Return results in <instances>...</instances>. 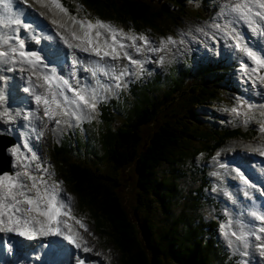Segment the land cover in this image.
Instances as JSON below:
<instances>
[{"label": "rangeland", "instance_id": "obj_1", "mask_svg": "<svg viewBox=\"0 0 264 264\" xmlns=\"http://www.w3.org/2000/svg\"><path fill=\"white\" fill-rule=\"evenodd\" d=\"M43 1L50 3L56 16L63 19L67 26L79 31H81L80 25H73L72 23L73 16H75L77 20H84L87 18L93 22H95L96 18H99L102 21L110 22L116 27L124 29L126 33L130 28L134 29L136 33H143L147 35L153 42L151 45L152 47H159L161 39L163 38L166 40L169 36L179 41L181 39V34H184L183 38L186 43H177L174 46L169 45L168 50L165 51H145L137 54L134 49L128 48L127 51L133 59L145 61L143 64V71H139L136 75H129L125 77L127 86L118 88V93H115L109 101L99 100L97 103V110L98 107L102 108L103 102L108 103L110 107L114 108L112 101L118 97L124 98V101H120L118 106L122 105L125 107L126 97L129 96L130 92V86L134 82L138 81H142L144 83L149 82L154 75H161L165 81L164 83L162 81L159 84V90L164 86L165 88H168V77H172L174 70L179 72H184L186 70L195 72L197 64L205 65V63L212 62V65H219V67L223 69L225 68L227 69L226 71H229L230 75L228 76L230 78L225 81V85L227 82V87H224L225 92H218L220 94H216L215 98H210L208 102L193 105L194 107L192 108V112H190V105L185 109L182 108L184 102H186L187 105L190 102H188V94L184 92L179 96V93H175L172 95V101H168L171 103H169L168 106L166 104L164 105L162 111L157 116L156 121L143 126L140 129L142 139L139 149L140 152L142 151L144 144L148 142L153 131L157 130L158 127L168 119H182V121L186 123L193 124L200 134L201 132L217 133V137L219 133H222L221 128L223 127L239 128L241 130L239 136L227 140L211 155H207L204 152L205 150L200 149H204V146L210 143L200 141L196 139V137H194L192 141L187 142L185 145H190V150L194 148L193 150H198L199 153L193 159L195 164L194 167H190L189 164L186 163L182 166L178 165L184 175L179 174V177L177 178L179 194L174 200H171L169 219H167L166 214L162 212V209H159V205L156 201L149 203V211L147 214L151 221L158 226L157 234H160L162 229H166L169 223L171 224V221H174L175 218L179 217L182 213L189 209H193L194 207L198 208L199 205V216L204 218L206 222L213 220L217 223V225H215V230H217L216 233L219 239V244H221L226 251L225 255H229L230 253L231 255L237 257V264H264V249L260 247L261 244H264V233L257 231L258 229L264 227V223H262L259 219H256L252 226L249 227L247 221L243 222L247 219L242 217L243 221L240 222V225L236 224V215L234 214L233 209H235L234 204L237 203L238 192L233 188H227L222 189L223 191L221 193L220 186L217 181H215L216 175L220 174L223 169H226V171L237 175L240 179L238 184L242 186L243 190L247 192L251 190L252 193L259 197V200L262 201L264 206V188L259 179L262 177V180H264V164L257 160H249L247 163L243 162V153L250 147L253 146L264 150V132L259 130L260 123L264 120V116L261 115L264 113V79H261V77L264 76V69H260L259 75H252L251 77L249 73L241 71V62L247 60L246 56L240 51L233 50L234 42L229 40L228 37H221L220 39L222 42L214 43L213 40L210 39L214 29L208 27L213 24V22L221 24L225 22L224 18L220 15L221 9L224 8L225 5H230L231 0H136L152 4L155 8L153 12L158 9L166 12V15H160L155 22V26L150 28H144L141 24H132L130 20L122 21L111 13H109L111 15H103L102 13L92 12L89 7L83 5L79 2V0H57V2L62 5V8L67 10L66 12L56 8L55 5L52 4V0H42V3ZM31 13L32 12L28 14L31 15ZM16 15L17 13L14 12L13 15L10 14V17H14ZM46 19L50 21V16H46ZM4 21V14H0V36L11 34L12 31L11 27L3 26ZM197 28H204L205 32L209 33V35L205 36L202 33L197 32ZM237 30L243 34L246 38V43L251 45L253 50L264 49V35H258L257 33L251 32L243 24H238ZM25 33V36L28 37V40L31 42L28 47L30 49L27 50L40 51L41 49L39 48V44H37L35 40L31 39V35L33 37L34 34H30V36H28L29 32ZM25 33H23V29L20 32L21 36H24L22 34ZM32 33H35V31ZM192 37H195V39ZM31 40H33L35 45ZM50 40L53 41L54 38L48 39V41L46 40V44L42 43L40 40L42 44L41 48L44 52L43 56H47L55 66H60L64 63V61H56L57 57L54 56L58 55V50L61 49L57 47L58 45H54L55 43L53 44L54 41L51 43ZM124 42L131 43L130 41ZM139 43L140 41H137V44ZM0 50L3 49L0 48ZM69 53L70 55H68L67 62H71L73 58L71 51ZM161 57L163 58L162 61ZM193 58L197 62L191 65V60H193ZM122 60L123 65L128 64L130 72L137 71L135 65H132L128 60H126V62L125 59ZM69 64L70 63H68V66L66 67L67 70H69ZM248 65L249 68L255 67L251 61H248ZM9 66L10 65H0V76L1 74L2 76L3 74L7 76L8 73H6L7 71H5V69ZM58 71H60V69H58ZM15 73H17L16 76H18L19 79L16 81L17 85H14L13 88L10 87L8 76H4L6 79L0 80V95H4L6 97V102L0 103V107H7L13 116H15L17 112L21 113V116L17 117L15 122L4 123L0 120V135H2L0 140L4 142L1 143V146L3 149L5 148V150H3L4 155L11 158V164L9 165L12 170L11 174L20 170L17 165L21 163V160H18L17 154L13 153V149L17 146H22L25 141H28V134L21 133V136L18 139V135L13 138L7 133V131L9 129V131H11V127L13 125L22 128V126L26 123L25 121H27L22 118L23 115L34 109L35 105L34 103L31 106L28 104V99L31 102L33 101L32 95H25L26 92L23 90L27 86L26 79L21 80L22 75L18 72ZM25 75L28 74L25 73ZM82 76L87 77L85 73H83ZM19 80L21 84H19ZM84 80H81L82 85H85ZM71 82L75 84L74 80ZM105 82H108L107 78L105 79ZM198 83H200V81H198L195 77L189 78L184 81L183 88L186 91L191 87V85L193 86ZM223 85L224 82L221 83L220 88ZM209 86L212 88L214 85ZM100 93L104 95V91H101ZM21 94H23V98L21 97ZM241 102H244L245 105L252 106L249 114L253 117V119L247 123L244 122V116L237 117L231 111L233 107L239 106ZM241 111L247 112L248 109L247 107H244ZM97 112L95 111L96 115L92 117L93 119L100 116L99 110ZM173 114L176 116H171ZM92 118L81 119L79 123L73 120L72 127L60 125L57 129L52 128L54 121L47 123L46 128L40 122L38 130H43L44 136L41 137L39 150H34L37 152L40 160L33 162V167L37 162L45 165H51L52 167L49 171L54 173L53 179L63 181L61 187L64 192L61 193V196H71L72 199L68 202L73 206L74 217L81 220L88 228V231L85 232L82 228H80V225L77 224L75 220L68 221V224L72 226L73 231L83 236V240L87 241L86 246L92 249V251L88 253L84 252V255L86 254L87 256L85 260L87 261L89 258V260L92 261L93 259L97 262L99 261V264H121L122 260L120 253L115 248L111 240H109V236L106 235V232L109 230L107 229V224L93 216L87 205H85L73 191L74 182L68 181V178H66L67 175H69L66 170H70L71 166L85 165V167L91 168L93 172H96V168L98 170L100 169L104 176H111L113 180L119 183L117 192L129 214L132 216L138 214L141 218L143 217V211H141V209L136 210L139 202V195L141 193H139L140 189L137 183L138 175L135 169V164L132 162L129 166H126L123 169L112 171L108 163L106 164L104 161L96 162V160L91 157V150L83 147L82 143L87 144L89 142L88 137H90L92 132ZM45 122H47L46 118ZM117 122L119 124L123 123V121L118 120V118ZM32 126L35 127V124ZM82 127L86 128L87 133L83 132ZM69 132L71 136H68ZM66 135L69 138H66ZM10 138L14 143L18 140L14 146H10ZM74 138L81 141L79 142L83 149L77 148ZM64 142L69 147L68 150H70V154L64 153L67 157V163L62 165L59 159L55 160L52 157V147L54 144L59 146ZM73 147L75 150H73ZM20 155L23 156L30 154H28L26 150L21 147ZM3 161L4 160H2V162ZM5 174L11 175L7 173ZM97 175L101 176L100 174ZM171 177H173V172H171L169 166H161L157 170L156 180H162L163 178L170 179ZM45 179H47V177H45ZM199 188H201L202 195L206 196L204 200L201 198L199 193H195ZM222 200H225L227 203H224ZM188 216L192 217L191 214H188ZM95 219L97 222H95ZM175 220L179 225V220ZM229 222H231V231L237 232L238 235L241 229L249 233L247 236V246H245L243 241L237 240L235 237L229 236L226 238L224 236V230L221 226L226 225ZM89 233H91V235ZM251 233H255V235H252ZM2 234L3 233H1V235ZM7 234L4 233V236H7ZM256 235H259L261 238L256 239ZM229 240L232 241L231 244H229ZM54 241H56L54 245L60 247L63 246L69 252H72L68 244H64V242L67 243L65 239L61 238V240H53L52 238V243H54ZM81 243L83 245V241ZM80 251L83 252L82 250ZM97 253H100L101 255H97ZM244 253H247V255ZM1 254H3V252H1ZM69 255L70 254L63 255L68 257L64 264H68L67 260L71 259L72 256L69 257ZM73 261H75V258ZM228 262L229 259L227 260V263ZM47 263L53 264V261H47ZM70 264H73L72 260H70Z\"/></svg>", "mask_w": 264, "mask_h": 264}, {"label": "trees", "instance_id": "obj_2", "mask_svg": "<svg viewBox=\"0 0 264 264\" xmlns=\"http://www.w3.org/2000/svg\"><path fill=\"white\" fill-rule=\"evenodd\" d=\"M79 2L89 7L92 12L113 14L122 21L130 20L132 24H141L144 28L155 26L157 18L166 15V12L160 9L153 12L155 8L152 4L136 0H79ZM196 62L193 58L191 65ZM208 63L197 64L195 72L174 70L172 77H168V88L164 86L158 90L159 84L165 82L161 75H154L151 81L146 83L134 82L130 86L129 96L126 97V106H118L120 101H124V98H118L113 101L114 108L108 105L100 108L102 114L100 124H91L95 136L91 132L89 142L82 143L83 147L91 150V157L96 162L108 163L112 171L123 169L132 162L135 164L141 193L138 194L140 197L136 210L143 211L142 218L138 214L134 216L129 214L117 192L119 183L111 176H104L100 169L96 168V172H93L85 165H77L66 170L69 174L66 178L74 182L73 191L76 195L87 205L94 217L107 224L109 230L106 235L120 253L121 264H237L234 256L230 253L225 255L226 251L218 242L215 230L217 223L213 220L206 222L199 216L198 204V208L189 209L175 218L179 220L180 226L174 219L160 234H157L158 226L147 214L149 203L156 201L159 209H162L169 219L171 200L179 194L177 178L179 174L184 175L179 166L186 163L194 167L193 159L199 153L198 150H193L194 148L190 150V145H185L187 142L196 137L200 141L210 143L206 144L204 149H200L211 155L227 140L239 136L241 131L239 128L223 127L222 133L217 137V133L200 134L193 124L182 119H168L153 131L142 151H139L142 140L140 129L156 121L164 105L168 106L171 103L168 101H172L173 94L179 93L180 96L186 92L190 102L187 105L183 100L182 108L190 105L192 112L193 105L208 102L210 98L214 99L216 94H220L218 92H225L224 87H227L225 81L230 78L229 71L219 65H212V62ZM193 77L200 83L191 85L185 91L184 81ZM222 82L224 85L220 88ZM209 85H214L212 88L217 90L210 88ZM117 118L123 123L119 124ZM79 141L76 138L74 140L77 148L83 149ZM68 148L65 142L53 146L52 157L55 160L59 159L62 165L66 164L67 157L64 153L70 154ZM161 166H169L173 177L156 180L157 170ZM195 193H199L203 200L206 198L202 195L201 188ZM226 259H229L228 263Z\"/></svg>", "mask_w": 264, "mask_h": 264}, {"label": "snow or ice", "instance_id": "obj_3", "mask_svg": "<svg viewBox=\"0 0 264 264\" xmlns=\"http://www.w3.org/2000/svg\"><path fill=\"white\" fill-rule=\"evenodd\" d=\"M25 3L28 0H24ZM11 0H8L4 6L10 7ZM52 4L61 11H67L57 0H52ZM31 7V5H29ZM51 11V8L49 9ZM221 17L224 18L223 24L213 22L209 28L214 29L210 39L214 43H220L221 37H228L233 41V50L242 52L247 60L241 62V71L252 75H259L260 69H264V49L253 50L251 45L246 43V38L237 30L238 24H243L251 32L258 35H264V0H231L230 5H225L221 9ZM59 28L65 29L68 35L58 33L61 36L63 44L72 52L70 70L67 75L63 74L62 66H55L47 56H42L40 51H29L26 38H22L20 32L31 30V23H26L20 18V14L10 17L3 22L4 27H11V34L0 36V65H10L5 69L7 72H18L20 74L28 73L26 79L29 87L23 90L32 95L35 108L23 115V119L32 121L39 119L44 127L47 123L55 122L56 126L66 125L72 127V121L77 123L81 119L90 118L96 111L97 103L100 99L101 91H111L113 88L126 87L125 77L136 75L143 71L145 61L133 59L127 51L128 48L135 50L137 54L142 52H160L168 50L169 45L177 43H186L181 34L179 41L169 36L167 39H161L159 47H152V41L143 33H136L134 29H129L126 33L124 29L118 28L110 22L102 21L99 18L95 22L85 18L77 20L72 17L73 25L79 24L81 32L77 33L73 28L66 27L65 24L57 20L52 21ZM197 32L208 36L204 28H197ZM190 35V34H189ZM119 37V38H118ZM195 39V37H192ZM31 39L37 44L40 43V37L34 35ZM130 41L131 43H125ZM137 41H140L137 44ZM77 52H83L89 56L95 57L93 60L86 61L76 55ZM259 53V54H258ZM121 59L128 60L136 66L137 71L130 72L128 64L120 65L114 63ZM161 57V61H162ZM248 61H251L255 67L249 68ZM150 62V61H147ZM67 63V55L65 56ZM87 65V66H85ZM60 67V71H58ZM79 71L90 73L95 79V85L89 81V84L82 85L81 80L84 77L78 75ZM102 77L114 83L102 82ZM6 77L0 76V80ZM264 79V76L261 77ZM74 80L75 84L71 81ZM70 93V95H69ZM6 102V97L0 95V103ZM247 107L248 111H241ZM252 106L245 105L244 102L231 109L237 117L244 116V122L247 123L253 117L249 114ZM264 116V113L261 114ZM21 116L17 112L15 116L9 112L7 107H0V120L4 123L15 122L16 118ZM45 118L47 122H45ZM261 132H264V120L260 123ZM32 131L36 129L33 127ZM44 136L41 130L37 134V139ZM26 150L30 155H20V148ZM35 145L25 141L22 146L13 149L21 163L17 165L20 169L11 175L0 174V233H12L28 239H37L49 235L62 237L67 240L77 250L87 253L92 249L83 240V236L74 232L71 225L63 217H69L76 221L85 232L88 231L87 225L74 216H71V205L68 203L72 198L69 195L61 196L64 192L61 187L63 181L54 180V173L50 172L51 165L33 162L39 161L40 157L34 151ZM253 151H264L255 148ZM47 177V179H45ZM243 178V177H242ZM247 182V181H245ZM252 215L264 223V207L259 212ZM223 234L227 238L235 237L243 241L247 246V236L249 233L241 229L239 235L231 231V222L222 225ZM67 230V231H65ZM264 233V227L257 230ZM91 235V233H89ZM255 235V233H251ZM256 235V239H260ZM83 241V245L81 242ZM232 241L229 240V244ZM260 247L264 249V244ZM247 255V253H244ZM97 255H101L97 253ZM76 264H87L85 258L75 257Z\"/></svg>", "mask_w": 264, "mask_h": 264}, {"label": "bare ground", "instance_id": "obj_4", "mask_svg": "<svg viewBox=\"0 0 264 264\" xmlns=\"http://www.w3.org/2000/svg\"><path fill=\"white\" fill-rule=\"evenodd\" d=\"M6 3H8V0H0V14H4L5 20L10 18V14L13 15L14 12H15L17 14H20V18L23 19L26 23H31L32 28H31L30 31H28L29 32L28 36H30V34L38 35L41 38L40 39L41 42L44 43V44H46V40L48 41V39H51V38L53 39L54 38V40H53L54 42L52 40H50V42L51 43L53 42V44L55 43L54 45H56V46L58 45L57 47L59 49H61V50H58L59 54L55 55L54 57H57L56 61H58V60H59V62L60 61H64V63H62L60 66L63 67V74L67 75L69 73V71L72 69V66H71V62H69V61L67 63H65V56L67 55V58H68V55H70L69 52L71 50H69L63 44L61 36L58 35V33H62L64 35H68V33L65 31V29L59 28L57 24H53L52 23L53 20H57L60 23L65 24L63 19L58 18L56 16V14L53 11V8L51 7L50 3H46L44 1L42 3V0H28L27 3H25L24 0H11L10 7L7 8V9L4 6ZM15 4H17V5H15ZM29 5H31V7H29ZM50 8H51V11L49 10ZM30 12H32L31 15L28 14ZM46 16H50V21H48L46 19ZM66 27H70V26L66 25ZM74 30L77 33L81 32V31L76 30V29H74ZM21 31H22V29H21ZM33 31H35V33H32ZM23 33H25L24 30H23ZM24 38H26V43H27V45L29 47V44L31 43L28 40L29 38L26 37V36ZM31 41L33 42V40H31ZM41 42L39 43V48L40 49H42L41 48V45H42ZM34 45H35V43H34ZM28 49H30V48H28ZM41 55L43 56L44 52H42ZM76 55L78 57H80V58H83L86 61L95 59V57L89 56L88 54L83 53V52H77ZM125 62H126V59H125ZM68 63H70L69 64V70L66 69V67L68 66ZM114 63H118L120 65H123V60L121 59L120 61H117V62H114ZM85 66H87V65H85ZM58 69H60V67H58ZM7 73H8L7 76H8V79H9L10 87L13 88L14 85H17L16 81H17V79H19V77L16 76L17 73H15V72H7ZM79 73H81L82 75H83V73H85L87 75V77L82 76ZM79 73H78V75H80L82 77H85V80L83 79L85 81V85L89 84V81H91V83L93 85H95V79L93 77H91L90 73L83 72V71H79ZM21 75L24 76V77L27 76V75H25V73H24V75L23 74H21ZM23 79L24 78H22L21 80H23ZM101 79H102V82H105L106 78L104 79V77H102ZM19 82H20V80H19ZM105 83H114V82L108 81V82H105ZM81 84H82V82H81ZM27 86L29 87L28 84H27ZM116 91H117V88H113L111 91H104V95H102L100 93V96L102 95V97H103V99H100V100H105V101L108 100L109 101L111 99V97L115 93H118V91L117 92ZM28 94L30 96L29 92L25 93V95H28ZM22 95L23 94H21V97L23 98ZM69 95H70V93H69ZM25 101H27V100H25ZM33 103H34L33 101L31 102L28 99V104L30 106L33 105ZM34 108H35V105H34ZM97 114H98V112H97ZM95 115H96L95 112L92 113L91 114V118L94 117ZM40 122L41 121L39 119H36L35 122H33V120H32V121H27L26 123L35 124L36 125V129L38 130V128L40 126L39 125ZM52 126H53L52 128H54V129H57L58 127H60V126H56L55 122L52 124ZM18 128L21 129V127H18V126L13 127L12 126L11 127L12 133H11V131H9L10 129L7 131V133L11 137L15 138V136L18 135ZM27 132L30 135V131H26V134H27ZM38 132H39V130H38ZM69 135L71 136V134H69ZM30 138H31V136H30ZM70 139H71V137H70ZM262 148H263V146H262ZM253 149H255V147L252 146L249 149H247V151H245L243 153V162L247 163V161H249V160H257V161H259V162L264 164V155H261L260 151H253ZM261 151H264V150H261ZM240 162H241V160H240ZM1 166H3V165H2V163L0 161V168H1ZM1 174H5V172L2 171ZM263 176H264V173H263ZM259 179H260V181H261V183L263 185V188H264V180H262L263 178L261 177ZM215 181H217V183L219 184L220 189H221V193L223 191L222 189H227V188H233V189H235L238 192L237 203L234 204V208L235 209H233L234 210V214L236 215V224L240 225V222L243 221L242 217H245L247 220H244L243 222L247 221V224L249 225V227H251L252 224L256 220V218L252 215V213L259 212L262 209V207H264L262 201L259 200V197H257L254 193H252L251 190H249V192L243 190L242 186H240L238 184L239 183L238 181H240V179L237 177V175H235V174H233V173H231L229 171H226V169H223L220 172V174L216 175V180ZM222 201L224 203H227L225 200H222ZM245 210H246V213H245ZM8 236L10 238H13L16 242H18L20 240L22 241V240L28 239V238L20 237L18 235L12 234V233H8ZM9 237H7V238H9ZM32 240H29V241H32ZM53 240H58V239L57 238H53ZM55 243H56V241H54L53 244H55ZM64 244H68V243L64 242ZM68 246H69V248H71V244H68ZM56 247H60V246H56ZM69 253H71V252H69ZM0 254H1V251H0ZM1 256H3V254H1ZM77 256L78 257L87 258L86 254L84 255V252L78 251L77 253L73 254L72 257L70 256L71 257L70 260H72V263H73L74 258L77 257ZM27 258H29V256H27ZM70 260H68V264H70ZM88 260H89V258L86 261L87 264H96L97 263V261L94 260V259H93V261L89 260V262H88ZM24 264H26V262Z\"/></svg>", "mask_w": 264, "mask_h": 264}, {"label": "water", "instance_id": "obj_5", "mask_svg": "<svg viewBox=\"0 0 264 264\" xmlns=\"http://www.w3.org/2000/svg\"><path fill=\"white\" fill-rule=\"evenodd\" d=\"M149 1H151V0H149ZM0 139H1V136H0ZM10 142H11L10 146L14 145V142H13L12 139H10ZM1 143H4V142H2L0 140V159H1V163L3 165L0 168V174L2 173V171H4L5 173H10L11 172V167L9 165L11 164V158L10 157H6L4 155L3 150H5V148L3 149V147L1 146L2 145ZM2 160H4V161L2 162Z\"/></svg>", "mask_w": 264, "mask_h": 264}]
</instances>
